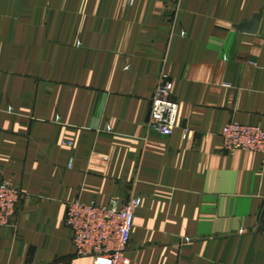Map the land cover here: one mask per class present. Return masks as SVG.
<instances>
[{"label":"crops","instance_id":"0c3cea01","mask_svg":"<svg viewBox=\"0 0 264 264\" xmlns=\"http://www.w3.org/2000/svg\"><path fill=\"white\" fill-rule=\"evenodd\" d=\"M162 72L168 137L146 129ZM232 122L264 130V0H0V183L21 193L0 264H91L67 203L131 196L129 264H264V155L223 150Z\"/></svg>","mask_w":264,"mask_h":264},{"label":"built area","instance_id":"2783aa9c","mask_svg":"<svg viewBox=\"0 0 264 264\" xmlns=\"http://www.w3.org/2000/svg\"><path fill=\"white\" fill-rule=\"evenodd\" d=\"M134 0H128L132 5ZM173 85L169 77L160 73L153 97L148 131L161 136L172 135L177 120V104L172 100ZM184 136L189 132L184 130ZM222 148L228 153L238 151L264 155V130L258 127L229 123L222 128ZM21 193L11 184L0 183V229L12 226ZM140 199L110 198L105 205L84 204L72 200L66 205L64 226L72 233L76 257L88 258L91 264H129L127 257L133 219Z\"/></svg>","mask_w":264,"mask_h":264},{"label":"water","instance_id":"95a60500","mask_svg":"<svg viewBox=\"0 0 264 264\" xmlns=\"http://www.w3.org/2000/svg\"><path fill=\"white\" fill-rule=\"evenodd\" d=\"M241 28H242V26L237 27V29H241Z\"/></svg>","mask_w":264,"mask_h":264}]
</instances>
